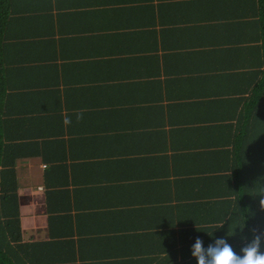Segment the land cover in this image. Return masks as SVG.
<instances>
[{
    "label": "crops",
    "instance_id": "crops-1",
    "mask_svg": "<svg viewBox=\"0 0 264 264\" xmlns=\"http://www.w3.org/2000/svg\"><path fill=\"white\" fill-rule=\"evenodd\" d=\"M30 2L17 32L52 90L15 161L23 235L53 264H153L204 198L213 223L250 113L264 178V0Z\"/></svg>",
    "mask_w": 264,
    "mask_h": 264
},
{
    "label": "trees",
    "instance_id": "trees-1",
    "mask_svg": "<svg viewBox=\"0 0 264 264\" xmlns=\"http://www.w3.org/2000/svg\"><path fill=\"white\" fill-rule=\"evenodd\" d=\"M37 20L39 11L32 7L30 0H0V264H53L55 260L44 255L47 243L26 239L23 235L15 161L18 156L31 154L32 143L38 144L41 139L30 133L35 117L31 114L36 115L47 92L52 90L45 74L38 73L41 64L30 58L28 42L17 32L25 21ZM257 92H264V84ZM250 121L251 113L246 126L238 125L240 136H235L238 142L231 148L235 159L229 169L220 171L224 172V179L228 177V184L225 180L223 187L222 178L216 184L213 223L210 215L206 218L208 204L204 198L199 202V217L193 222H198V226L191 228V232L197 231L183 233L181 247L168 246L165 258L161 254L153 264H197L191 255V245L197 236L205 247L223 237L239 253L253 238V230L255 234L264 233V208L260 206L262 197L257 194L264 187V178H258L261 174L248 162L256 137L254 133L252 136ZM257 161H264V157ZM233 230L234 234L229 236L228 232ZM261 250L264 251V243Z\"/></svg>",
    "mask_w": 264,
    "mask_h": 264
},
{
    "label": "clouds",
    "instance_id": "clouds-1",
    "mask_svg": "<svg viewBox=\"0 0 264 264\" xmlns=\"http://www.w3.org/2000/svg\"><path fill=\"white\" fill-rule=\"evenodd\" d=\"M82 118V112L76 113L77 120ZM64 122L71 123L69 119ZM257 194L261 195L260 206L264 208V187H261ZM234 230L232 233L228 232V235H233ZM253 232V238L240 249L239 253L223 237L216 238L205 247L204 241L197 236L191 245V255L197 264H264V251L261 250L264 233L255 234V230Z\"/></svg>",
    "mask_w": 264,
    "mask_h": 264
}]
</instances>
